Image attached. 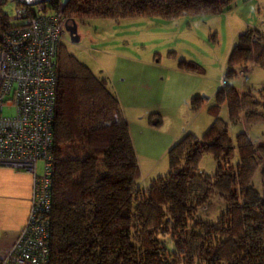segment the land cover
<instances>
[{
    "label": "trees",
    "instance_id": "16d2710c",
    "mask_svg": "<svg viewBox=\"0 0 264 264\" xmlns=\"http://www.w3.org/2000/svg\"><path fill=\"white\" fill-rule=\"evenodd\" d=\"M0 0V34L17 25ZM235 0H54L70 23L142 15L175 18L217 13ZM255 62L264 68V32L248 29L233 45L226 82L216 93L215 118L202 134L187 132L168 150L169 172L141 185V170L120 99L61 44L54 120L49 264H264V135L232 136L230 121L264 123V94L241 92L229 77ZM181 69L203 73L194 60ZM204 99H192L199 110ZM150 121L159 126L162 120ZM204 154L217 162L200 172ZM262 175V189L254 183ZM227 201L217 222L202 216L215 197ZM171 240L172 246L165 241Z\"/></svg>",
    "mask_w": 264,
    "mask_h": 264
},
{
    "label": "rangeland",
    "instance_id": "374dc122",
    "mask_svg": "<svg viewBox=\"0 0 264 264\" xmlns=\"http://www.w3.org/2000/svg\"><path fill=\"white\" fill-rule=\"evenodd\" d=\"M2 9L8 13L10 19L15 17V2L7 1L2 4ZM76 22L80 40L73 42L67 30L62 44L81 62L88 65L96 75L107 78L111 88L115 86L108 75L114 76L119 87L122 86L119 79L126 76L132 95L135 91L134 98L139 100L141 97L143 104L150 103L156 97L155 92L162 78H165L166 70L177 67L179 60H194L203 66V75L207 79L205 95L209 96V99H206L208 104L206 110L200 114L192 112L185 115L183 111L167 109L169 118H165L161 128L154 131L150 137L153 145L163 133L166 135L186 127L199 129V126L210 118V114L213 119L215 118L210 108L217 104L216 93L223 85L222 79L226 77L229 68L228 58L233 45L248 29H259L264 32V0H235L229 8L217 13L183 15L175 18L142 15L119 21L86 18L77 19ZM228 79L241 92L264 94V68L254 61L247 65L246 71L244 67L237 66L236 73ZM134 86L142 88L140 95L134 90ZM134 98L130 96L131 100ZM6 111L14 112L8 108ZM218 114L229 123L232 136L244 130L255 141L262 139L264 123L249 124L244 119L232 123L226 102L221 104ZM136 133L138 135L137 131ZM153 149L149 152L151 153ZM145 151L146 149L143 150ZM140 159L142 167L139 183L143 186L149 184L155 177L169 172L168 151L162 155L158 150L144 154ZM1 169L0 230L8 231L16 228L18 222L28 215L30 196L21 194L15 185L16 180L21 183L20 180L24 176L22 178L20 175H12V172L18 171L10 168ZM43 170L44 163L41 161L38 164V171L42 173ZM216 170L217 162L214 157L211 154H204L200 172L212 175ZM254 183L258 189H262L260 171L255 175ZM226 207L227 201L219 196L213 198L201 213L203 217L215 223ZM165 242L172 246L171 240L166 239Z\"/></svg>",
    "mask_w": 264,
    "mask_h": 264
},
{
    "label": "built area",
    "instance_id": "2783aa9c",
    "mask_svg": "<svg viewBox=\"0 0 264 264\" xmlns=\"http://www.w3.org/2000/svg\"><path fill=\"white\" fill-rule=\"evenodd\" d=\"M8 1L17 25L0 34V166L33 182L27 221L0 264H49L58 56L70 21L54 0Z\"/></svg>",
    "mask_w": 264,
    "mask_h": 264
},
{
    "label": "crops",
    "instance_id": "0c3cea01",
    "mask_svg": "<svg viewBox=\"0 0 264 264\" xmlns=\"http://www.w3.org/2000/svg\"><path fill=\"white\" fill-rule=\"evenodd\" d=\"M203 74L204 73L181 69L178 65L177 67L169 68L166 70L165 78H162V82L159 84L157 92H155L156 97L153 98V100L148 104H143L141 97H139L140 101L134 98V96H136L135 91L133 92V96L130 84L126 82V76L122 79H119L122 85L119 87L120 85L116 82L114 76L108 75L115 86L111 89L118 95L125 117L129 122L132 139L137 151V156H139L138 160L140 167H142L140 156H144V154H151L152 152L154 153L158 150H160L162 155H164L170 149V147L185 133L193 132L200 136L210 127L214 119L209 113L210 118L206 119L205 122L199 126V129H195L198 127L191 129L190 127H186L185 129H178L172 133H166V135L163 133L161 134L158 142L153 143V145V141L150 138L154 131L161 128L165 118H169V115L166 112L167 109L178 110L179 112L183 111L185 115H189L192 112H197L200 114L206 110L208 105L206 104V99L208 100L209 96L205 95L207 90L205 85L207 79ZM134 90L137 91L138 95L142 93V88L140 89L137 86H134ZM130 96H132L134 99L131 100ZM196 96H200L204 99L203 105L199 110L193 109L191 104L192 99ZM151 113H157L155 120L161 119V125L157 126L150 121L149 116ZM136 131L138 132V135ZM145 149L146 151L143 152ZM150 149H153L151 150V153L149 152ZM153 166L154 165H152V167ZM0 171H2L1 166ZM15 171L18 172H12V175H20L22 178L24 176V180H20L21 183H19V180H16V188L21 192V194L25 193L26 195L30 196L31 202L33 182L32 174L28 171ZM27 218L28 215L24 217L22 221L18 222V226L12 230H0V254H4L9 249L20 230L25 225Z\"/></svg>",
    "mask_w": 264,
    "mask_h": 264
},
{
    "label": "water",
    "instance_id": "95a60500",
    "mask_svg": "<svg viewBox=\"0 0 264 264\" xmlns=\"http://www.w3.org/2000/svg\"><path fill=\"white\" fill-rule=\"evenodd\" d=\"M67 30L70 32L71 38L73 42H78L80 40V36L78 34V24L77 22H72L68 24Z\"/></svg>",
    "mask_w": 264,
    "mask_h": 264
}]
</instances>
